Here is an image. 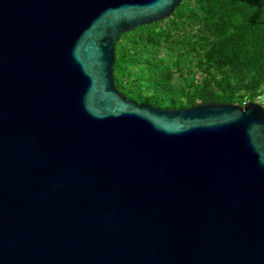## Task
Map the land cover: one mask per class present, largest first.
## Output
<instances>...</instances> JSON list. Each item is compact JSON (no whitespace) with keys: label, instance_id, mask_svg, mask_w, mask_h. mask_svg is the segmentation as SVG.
I'll return each mask as SVG.
<instances>
[{"label":"water","instance_id":"obj_1","mask_svg":"<svg viewBox=\"0 0 264 264\" xmlns=\"http://www.w3.org/2000/svg\"><path fill=\"white\" fill-rule=\"evenodd\" d=\"M181 1L0 0V264H264V107L115 83Z\"/></svg>","mask_w":264,"mask_h":264},{"label":"trees","instance_id":"obj_2","mask_svg":"<svg viewBox=\"0 0 264 264\" xmlns=\"http://www.w3.org/2000/svg\"><path fill=\"white\" fill-rule=\"evenodd\" d=\"M120 92L155 107L241 104L264 93V0H182L170 17L121 34Z\"/></svg>","mask_w":264,"mask_h":264},{"label":"built area","instance_id":"obj_3","mask_svg":"<svg viewBox=\"0 0 264 264\" xmlns=\"http://www.w3.org/2000/svg\"><path fill=\"white\" fill-rule=\"evenodd\" d=\"M246 102H251L250 100L245 99L240 105H245ZM254 102H257L261 104L264 107V93L260 94L259 96L256 97Z\"/></svg>","mask_w":264,"mask_h":264}]
</instances>
